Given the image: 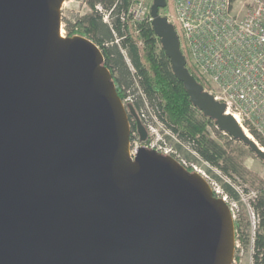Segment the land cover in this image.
<instances>
[{
  "label": "water",
  "instance_id": "water-1",
  "mask_svg": "<svg viewBox=\"0 0 264 264\" xmlns=\"http://www.w3.org/2000/svg\"><path fill=\"white\" fill-rule=\"evenodd\" d=\"M66 0H0V264H232L226 202L171 156H130V118L92 41L62 38ZM153 0L151 27L191 104L264 151L186 67Z\"/></svg>",
  "mask_w": 264,
  "mask_h": 264
},
{
  "label": "trees",
  "instance_id": "trees-1",
  "mask_svg": "<svg viewBox=\"0 0 264 264\" xmlns=\"http://www.w3.org/2000/svg\"><path fill=\"white\" fill-rule=\"evenodd\" d=\"M166 2L167 8H171L170 0ZM85 3L90 13L73 22L64 21L65 36H82L98 46L103 55V65L112 75L119 98L123 101L135 86L140 93L139 98L132 95V107L135 111L141 113V101L146 102L163 127L182 144L196 151L203 161L224 177L232 180L240 178L255 188L256 194L250 203L257 218L252 240V264H264V179L252 175L243 165V158L251 151L240 141L219 132L215 123L191 104L183 84L171 71L170 61L161 48L151 23L147 20L132 23L126 18L129 0H85ZM98 5L109 13V24L103 21V14L96 10ZM187 69L203 88L209 87L191 64L187 63ZM130 125L131 132H137L133 118H130ZM247 129L259 146L264 148V143L255 130L250 127ZM212 133L221 137L223 143L217 142ZM176 148L182 151L179 144ZM186 155L189 157V154ZM222 188L228 197L238 199L230 185L223 184ZM234 228L235 241L244 244L245 238L238 235L239 221L234 220Z\"/></svg>",
  "mask_w": 264,
  "mask_h": 264
},
{
  "label": "built area",
  "instance_id": "built-area-1",
  "mask_svg": "<svg viewBox=\"0 0 264 264\" xmlns=\"http://www.w3.org/2000/svg\"><path fill=\"white\" fill-rule=\"evenodd\" d=\"M171 1V8L166 7L160 15L176 26L186 67L189 63L201 74L209 85L207 89L203 88L204 91L214 100L224 103L226 115H231L245 133L248 132L247 127L254 129L264 143V0ZM152 2L129 0L126 18L132 23L144 20L151 23ZM240 2L244 3L240 6ZM96 10L103 14V21L109 24V13L104 12L100 5L96 6ZM60 35L66 38L63 24ZM122 102L125 106H132L134 99L129 95ZM137 116L146 130L155 132L145 111ZM168 135L189 157L182 156L176 147L168 146L160 137L140 142L137 132H130V156L144 147L173 157L190 173L200 175L210 186L213 195L226 202L232 210L227 201L228 195L210 174L214 168L169 131ZM237 243L235 241V248ZM232 264H235V258Z\"/></svg>",
  "mask_w": 264,
  "mask_h": 264
},
{
  "label": "rangeland",
  "instance_id": "rangeland-1",
  "mask_svg": "<svg viewBox=\"0 0 264 264\" xmlns=\"http://www.w3.org/2000/svg\"><path fill=\"white\" fill-rule=\"evenodd\" d=\"M171 2L172 1L170 0V6H171ZM242 3L244 2H240L239 5L241 6ZM88 13H90V10L86 5L85 0H68L62 11V24L64 23V21L73 22L77 18L82 17ZM160 13H162V10H160ZM126 62L129 68L131 69L128 60H126ZM134 89H132L133 91H130L129 94H126V97L129 95L132 96L134 94L133 97L139 98L140 93L138 92L135 86ZM141 110L146 112V115L149 117L148 121L150 122L152 128L155 131L153 133L146 130L148 133L147 140H153L156 137H160L164 139L165 143L168 146L175 148L177 143L175 142L174 139H172L168 135V130H166L163 127V125L157 120V118L152 113L151 109L147 106L146 102L144 101H141ZM135 112L136 114L140 113L138 111ZM246 133L250 136L249 132ZM212 137L217 142L221 144L223 143V139L221 137H218V135L212 133ZM180 153L182 156L187 157L185 151L182 150L180 151ZM189 160L195 162L193 161V159H189ZM199 164L201 165V163ZM243 165L252 175H256L259 178L264 179V164L254 154L247 153L243 158ZM210 174L221 187L223 186V184H228L238 195L237 200H233L230 197H228L227 199L228 203H230V206L232 208L231 212L233 219L239 221L240 223V229L238 231V235L239 236L243 235L246 241L244 244H242L240 241H236L238 242L237 243L238 246L235 248V254H234L235 264H252V254H253L252 240H253L254 232L256 230L257 218L252 210L250 203L256 194L255 188L251 186L249 182H245L240 178H235V180H232L227 177H224L215 168L210 170Z\"/></svg>",
  "mask_w": 264,
  "mask_h": 264
},
{
  "label": "bare ground",
  "instance_id": "bare-ground-1",
  "mask_svg": "<svg viewBox=\"0 0 264 264\" xmlns=\"http://www.w3.org/2000/svg\"><path fill=\"white\" fill-rule=\"evenodd\" d=\"M247 134V133H246ZM248 135V134H247ZM249 136V135H248ZM250 137V136H249Z\"/></svg>",
  "mask_w": 264,
  "mask_h": 264
},
{
  "label": "flooded vegetation",
  "instance_id": "flooded-vegetation-1",
  "mask_svg": "<svg viewBox=\"0 0 264 264\" xmlns=\"http://www.w3.org/2000/svg\"><path fill=\"white\" fill-rule=\"evenodd\" d=\"M147 138H148V135H147Z\"/></svg>",
  "mask_w": 264,
  "mask_h": 264
}]
</instances>
